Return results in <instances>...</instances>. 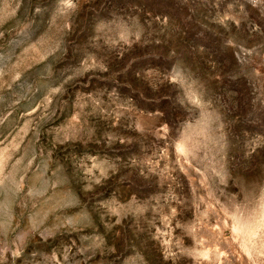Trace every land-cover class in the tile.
Instances as JSON below:
<instances>
[{
  "label": "rangeland",
  "instance_id": "1",
  "mask_svg": "<svg viewBox=\"0 0 264 264\" xmlns=\"http://www.w3.org/2000/svg\"><path fill=\"white\" fill-rule=\"evenodd\" d=\"M0 264H264V0H0Z\"/></svg>",
  "mask_w": 264,
  "mask_h": 264
}]
</instances>
